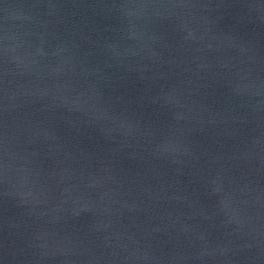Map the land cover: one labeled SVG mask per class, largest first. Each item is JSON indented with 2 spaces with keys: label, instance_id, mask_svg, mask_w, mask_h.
<instances>
[{
  "label": "water",
  "instance_id": "1",
  "mask_svg": "<svg viewBox=\"0 0 264 264\" xmlns=\"http://www.w3.org/2000/svg\"><path fill=\"white\" fill-rule=\"evenodd\" d=\"M0 264H264V0H0Z\"/></svg>",
  "mask_w": 264,
  "mask_h": 264
}]
</instances>
